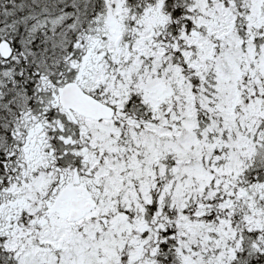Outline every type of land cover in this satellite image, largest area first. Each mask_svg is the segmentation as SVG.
<instances>
[{"label":"trees","instance_id":"1","mask_svg":"<svg viewBox=\"0 0 264 264\" xmlns=\"http://www.w3.org/2000/svg\"><path fill=\"white\" fill-rule=\"evenodd\" d=\"M55 1L62 2L56 5ZM66 1L0 0V40L8 39L16 50L7 60L0 56V264L14 262L13 253L7 248L9 240L18 232H31L40 215L46 216L39 204L36 207L40 208L31 214L25 208L11 209L10 189L18 188L17 194L24 189L18 181L19 174H25L35 161H30L31 152L22 148L30 144L27 127L33 122L17 128L23 114L42 118L46 121L41 124L54 128L49 134L51 147L46 148L41 159L45 170L51 168L58 175L63 165L60 158L64 157L66 163L71 160L69 166L73 170L86 174L78 152L73 150L79 143L75 131L58 127L68 121L52 93L54 87L56 91L73 77L97 83L91 91L100 100L122 94L124 103L119 118L122 116V122L147 121L146 128L159 123L142 99L140 82L162 78L173 92L159 104L158 111L163 110L167 120L172 114L182 119L185 110L192 111L196 120L194 132L210 151L205 167L215 174L216 168L230 167L233 159L240 163L234 177L231 172L222 174V186L208 198L197 195L199 198L185 208L175 206L172 213L164 205L161 213L150 212L155 213L149 219L155 237L142 243L128 264H264V78L258 82L256 72L264 25L260 29L249 25L245 18L247 0H209L217 13L209 18L194 0H125L126 11L119 19L123 31L117 41H108V26L100 16L104 10L102 0L78 3L73 12L77 16L73 28L67 26L74 15L65 9ZM261 3L264 6V0ZM62 8L67 12L60 22L64 24L62 32L67 30L64 41L53 42L58 37L49 38L51 31L47 28L32 37L29 31L23 32V37H27L24 43L28 44L17 51V33L9 34V30L23 27L25 14ZM222 12H228L233 19ZM230 32L237 37L232 42L240 54L237 67L244 68L238 78L242 87L237 93L251 100L248 108L256 107L247 126L240 121L243 113L247 114L240 110V103L235 104L234 113L225 108L227 87L223 88L216 78L214 61L225 53L224 41ZM54 48L60 52L52 61ZM65 65L67 71L63 70ZM68 134L73 142L66 139ZM242 135L248 138L243 149L251 147L239 158L237 139ZM210 227L209 237L213 240L205 244L213 247L199 250L198 238L193 243V231ZM184 229L185 234L181 232ZM188 230L191 235L186 238Z\"/></svg>","mask_w":264,"mask_h":264},{"label":"rangeland","instance_id":"2","mask_svg":"<svg viewBox=\"0 0 264 264\" xmlns=\"http://www.w3.org/2000/svg\"><path fill=\"white\" fill-rule=\"evenodd\" d=\"M84 1L67 0L65 5L68 4V8L65 6V9L73 14L78 3ZM194 1L205 17L217 15L216 6L209 0ZM58 2L62 1H55V4L57 5ZM102 3L104 10L100 16L108 26V41H117L123 31L119 19L126 11L125 0H102ZM247 4L249 10L245 18L249 25L260 29V26L264 25V6L261 0H247ZM212 5L214 9L210 7ZM222 13L229 20L233 19L228 16V12ZM66 14L63 8L51 12L43 11L39 14H25L24 26L17 24L19 26L16 27L17 30L15 28L9 30V34L17 33L15 36L19 42V46L15 47L17 51L19 47L28 44L24 43L27 37H23V32L29 31L32 37L42 28H47L51 31L49 38L58 37L53 39V42L64 41L67 30L62 32L64 24L60 22L66 18ZM73 15V21L67 24L72 28L77 19L76 14ZM234 39H237L236 35L228 33L223 46L225 53L215 59L214 66L219 84L224 85L223 88L227 87L225 108L234 113L235 104L240 103V110L247 112V114L243 113L240 121L245 122L244 126H247L254 116L250 114L256 112V107L248 108L251 100H245L244 96L237 93L239 87H242L240 86L242 81L238 78L244 68L237 67L236 60L240 54L238 50L235 51L236 47L232 44ZM261 46L260 62L256 65L259 69L256 71L258 82L261 81L259 78H264V41ZM12 47L14 48L13 45ZM15 51L13 49L12 54H15ZM53 52L55 56L51 58L52 61L57 59L60 50L54 48ZM44 60L42 58L41 62L46 65ZM67 65L63 66V70H68ZM49 66L47 61V67ZM80 79L73 77L69 81L84 83L83 87L87 91L96 88L97 83ZM146 81L147 78L140 82V87L143 89L142 99L153 110L152 117L158 120L159 125L146 128L147 121L122 122V116L120 118L118 116L122 115L124 103L122 94H113L103 100L116 108L118 115L113 120L89 121L74 116L76 121H68L63 126L58 125L62 131L67 129L75 131L79 146L76 145L73 150L78 152L79 161L82 162L81 167L84 165L86 174H80L77 169L73 170L69 166L71 160L69 162L67 159L69 163H66L64 157L60 158L64 165L59 167L61 171L58 175L54 174L53 170L51 172V168L49 171L45 170L41 159L45 156L46 148L51 147L49 134L54 128L48 129L46 123L41 124L46 121L42 118L23 114L17 128L23 123L25 126L27 122L32 120L33 122L27 127L29 129L27 140L30 144L22 148L25 150L31 147L35 150L34 158L30 160L35 161L25 174L24 171L18 173L20 175L18 181L26 190H20L17 194L18 188L13 187L10 189L9 199L13 201L12 203L20 202L22 205L20 204L19 208H25L30 214L40 208L36 207L38 204L43 207L45 197L46 200L49 199V204L48 207H43L46 216L43 217L44 210L40 212L41 217L30 228L31 232L27 234L18 232V235L7 243V248L13 253V264H128L131 254L135 253L142 243L150 242L155 237V228L150 225L149 219L155 213H161L163 205L172 213L175 206L185 208L189 202L199 198V196L195 197L197 195L206 199L222 186L220 185L222 174L231 172L234 177V173L238 172L237 167L240 163L237 159H233L230 167L221 166L215 169V174L211 173L205 167L210 152L207 148L208 144L200 140L201 136L194 132L196 120L192 111L185 110L182 119L174 114L168 120L165 119V115L162 114L164 111H158V106L173 91L165 85L162 78ZM243 88L247 89V86ZM52 93L53 96L55 94V101L59 106L55 87ZM178 120L180 123L176 122ZM168 125L171 127L169 128ZM1 127L5 126L1 125ZM247 139L245 135L237 139L238 147L240 146L237 153L239 158L246 151H250V145L247 149H243ZM62 141L65 142L66 139ZM38 144L41 150L36 148ZM70 149L72 150L71 147ZM39 168H42L41 171ZM26 181L28 185H25ZM61 195L63 197L84 195L94 202V206L79 220L73 218L67 220V214H64L63 208L57 203ZM152 211L155 213L151 215ZM211 229L210 227L204 231L202 229L193 231L195 235L192 238L193 243L198 238L199 250L211 249V244H205L213 240L209 237ZM181 232L185 234L187 230ZM189 235L191 234L188 230L186 238ZM143 237L147 238L143 239ZM144 264L150 262L146 261Z\"/></svg>","mask_w":264,"mask_h":264},{"label":"water","instance_id":"3","mask_svg":"<svg viewBox=\"0 0 264 264\" xmlns=\"http://www.w3.org/2000/svg\"><path fill=\"white\" fill-rule=\"evenodd\" d=\"M12 52L11 45L8 40L0 41V55L6 59ZM59 103L64 108H71L77 113L85 116H91L96 119L102 117H111L113 115V108L109 105L99 102L90 93L84 92L78 83L69 81L66 82L58 90ZM81 198H72L70 204L74 205L68 214V219L78 218L83 212L92 208L91 202L81 203Z\"/></svg>","mask_w":264,"mask_h":264},{"label":"flooded vegetation","instance_id":"4","mask_svg":"<svg viewBox=\"0 0 264 264\" xmlns=\"http://www.w3.org/2000/svg\"><path fill=\"white\" fill-rule=\"evenodd\" d=\"M83 119H86V118H83ZM88 120V119H87ZM68 121L69 122H71V121H76V119L75 118H71V119H68ZM66 139L67 140H71L72 142H73V140L71 139V135H69L68 134V136H66ZM77 146H79V143L77 142ZM32 145H33V143H32ZM75 146L76 145H74L73 146V148H75ZM38 147V150H41V146H40V144H38L37 146H36V148ZM26 150H29V152H31L30 153V158H34V154H35V150H33L31 147H27V149ZM62 164H63V162H62ZM64 165V164H63ZM41 171V170H40ZM72 196H74V195H70V196H65V197H63L62 195L61 196H59V198L57 199V203H58V206H61L63 209H64V211H67L68 209H69V206H71V204H70V200L72 199V198H81L82 199V201H81V203L82 202H84L86 199L85 198H87L86 196H84V195H82V196H79V197H72ZM46 198L47 197H45L44 198V204L42 205L43 207L44 206H47L48 207V204H49V199L48 200H46ZM41 206V205H40ZM19 206L17 205V203H12L11 204V209H14V208H18Z\"/></svg>","mask_w":264,"mask_h":264}]
</instances>
